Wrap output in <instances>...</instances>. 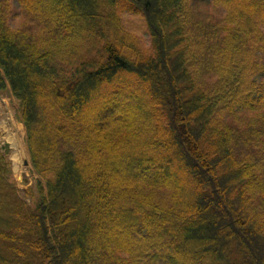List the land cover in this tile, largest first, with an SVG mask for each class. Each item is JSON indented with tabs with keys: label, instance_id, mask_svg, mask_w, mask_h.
Returning <instances> with one entry per match:
<instances>
[{
	"label": "trees",
	"instance_id": "16d2710c",
	"mask_svg": "<svg viewBox=\"0 0 264 264\" xmlns=\"http://www.w3.org/2000/svg\"><path fill=\"white\" fill-rule=\"evenodd\" d=\"M12 1L0 264H264V0Z\"/></svg>",
	"mask_w": 264,
	"mask_h": 264
},
{
	"label": "rangeland",
	"instance_id": "374dc122",
	"mask_svg": "<svg viewBox=\"0 0 264 264\" xmlns=\"http://www.w3.org/2000/svg\"><path fill=\"white\" fill-rule=\"evenodd\" d=\"M12 5L15 6L14 0ZM123 14L127 29L134 32L141 44L146 47L148 34L141 16L132 12ZM0 146L3 151L7 152L17 186L20 189L33 186L37 176L30 166L25 144V129L18 118L15 100L9 91L0 92Z\"/></svg>",
	"mask_w": 264,
	"mask_h": 264
},
{
	"label": "bare ground",
	"instance_id": "6f19581e",
	"mask_svg": "<svg viewBox=\"0 0 264 264\" xmlns=\"http://www.w3.org/2000/svg\"><path fill=\"white\" fill-rule=\"evenodd\" d=\"M15 149V148H14Z\"/></svg>",
	"mask_w": 264,
	"mask_h": 264
}]
</instances>
